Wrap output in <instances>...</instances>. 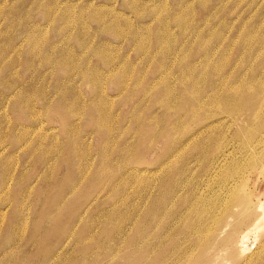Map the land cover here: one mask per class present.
Here are the masks:
<instances>
[{
    "label": "rangeland",
    "instance_id": "obj_1",
    "mask_svg": "<svg viewBox=\"0 0 264 264\" xmlns=\"http://www.w3.org/2000/svg\"><path fill=\"white\" fill-rule=\"evenodd\" d=\"M263 59L264 0H0V264H264Z\"/></svg>",
    "mask_w": 264,
    "mask_h": 264
},
{
    "label": "bare ground",
    "instance_id": "obj_2",
    "mask_svg": "<svg viewBox=\"0 0 264 264\" xmlns=\"http://www.w3.org/2000/svg\"><path fill=\"white\" fill-rule=\"evenodd\" d=\"M247 82H248V84H247V89H246L245 94H248V96H252V97L255 98V100L253 102H250V104H247V106L245 107V111L248 114L247 122L249 121V123H250L249 127L254 132L253 133V137L255 135H257L258 133H260L259 137L264 139V59L262 61H260L259 64L257 62L256 65L251 69L250 76H249ZM228 108H229V110L231 109V110L236 111V112H240L243 109L240 105H233L232 106V104L231 105H226L225 109H228ZM235 113H233L232 116L237 118ZM252 148L255 149V146L252 147ZM228 152H229L228 150L223 151L222 154H220L222 158L218 157V153L219 152L216 155L212 156V157L216 158V162L213 164V166L211 168V172H216L217 170L220 171L226 166V162L223 159L226 157V154ZM203 172H204V170H203ZM206 172H208V168H207V170L204 173H206ZM182 184H187V183H186V181H183V182H181V184H179V185H177L175 187L176 188L180 187V189H181V185ZM175 187H173V188L176 189ZM173 188H172V191H173ZM170 191H171V188H170ZM170 191L168 192L167 196L169 195ZM172 191H171V194H172ZM191 197H193V192L190 189H188L187 190V195L183 199V201L186 203L187 199L189 200ZM235 201L236 202L239 201V198H237V199L235 198ZM158 206H160V204ZM160 212L161 211L159 210V213ZM208 213H209V210L205 206V203L203 202L202 203V209L199 210V212L197 213V218H199V219L202 218L203 219L204 217H206L208 215ZM156 214H157V212H156ZM159 215L157 217H159ZM197 218H196V221H195L196 224L190 226V229L193 230V231H196V233H197L198 228H199V220ZM259 219L260 220L264 219V210L262 211V214L259 217ZM156 222H158V221H156ZM182 228H183L182 231H186L187 232L189 227H188V225H184V226H182ZM177 233L179 234V232H177ZM206 234H207V237H206V244L207 245L206 246H209V247L213 246L214 247L216 245L215 243H217L216 240H215L216 231L211 230V231H209ZM243 239L246 240L245 238H243ZM243 242H245V241H243ZM193 243H195V242H193ZM180 244H181V246L177 248V251H176L177 254L175 255V257L169 256V258H167V263L168 264H202L198 260V258L194 259L195 256L194 257H189V254L188 253L186 254V249L187 248H189L191 250H193V249L195 250L194 245L192 244V242L189 239L183 238L181 240Z\"/></svg>",
    "mask_w": 264,
    "mask_h": 264
}]
</instances>
